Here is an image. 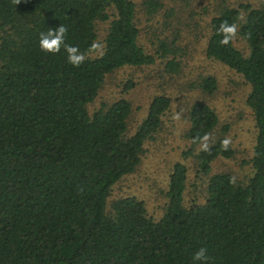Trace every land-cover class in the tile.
Here are the masks:
<instances>
[{
	"label": "trees",
	"instance_id": "obj_1",
	"mask_svg": "<svg viewBox=\"0 0 264 264\" xmlns=\"http://www.w3.org/2000/svg\"><path fill=\"white\" fill-rule=\"evenodd\" d=\"M142 3L147 14L161 5ZM134 19V0H0V264H194L202 247L207 264H264V6L220 5L209 18L205 42V54L248 85L252 172L242 181L212 170L213 161L231 157L234 148L222 147L226 125L205 142L218 116L207 101L195 99L188 108L187 144L171 165L158 217L134 194L119 195L108 207L107 198L112 184L138 164L169 97L151 96L130 133L128 98L91 112L86 107L104 75L118 67L150 64L171 52L164 68H178L170 47L175 39H158L147 51L137 41ZM98 21L106 23L101 40ZM224 21L237 25L246 51L233 39L220 43L217 29ZM59 24L69 29L65 43L87 57L80 67L68 62L63 47L51 54L39 46L40 33ZM93 44L100 50L90 55ZM132 84L127 79L122 90ZM196 85L210 93L217 81L206 74ZM187 157L196 189L203 191L200 200L184 199Z\"/></svg>",
	"mask_w": 264,
	"mask_h": 264
},
{
	"label": "rangeland",
	"instance_id": "obj_2",
	"mask_svg": "<svg viewBox=\"0 0 264 264\" xmlns=\"http://www.w3.org/2000/svg\"><path fill=\"white\" fill-rule=\"evenodd\" d=\"M161 5L152 14H147L142 0L135 2V22L139 28L137 41L147 51H153L158 39L169 42L179 66L175 71L164 68L165 56H156L154 62L142 65H124L108 72L98 88L95 97L87 103L88 112L102 103H108L124 96L131 103L127 117V132L130 133L145 115L151 96L163 93L169 97V105L161 115V125L153 138L144 142L139 162L130 173L123 175L111 186L109 201L119 195L134 194L145 202L148 213L158 217L163 210L167 176L172 163L180 157V151L187 144L184 131L188 126V108L195 99L207 101L216 111L218 121L213 132L206 138L207 143L221 132L230 138L234 148L231 157H218L212 163V170H225L234 178L246 180L252 172L248 158L252 151L255 125L250 108L244 102L248 85L243 77L232 68L205 54V42L209 33L210 16L222 4L237 5L249 2L253 6H264V0H159ZM105 22L98 21L97 38L104 34ZM234 44L246 51L247 47L239 33ZM98 47L90 53L96 54ZM212 74L217 87L205 92L196 82L204 75ZM127 79L133 84L126 90L122 86ZM188 180L184 190L185 201L196 197L202 199V190L197 188L198 179L193 178L194 168L191 157L184 159ZM192 182L193 187L189 182ZM194 182V184H193Z\"/></svg>",
	"mask_w": 264,
	"mask_h": 264
},
{
	"label": "clouds",
	"instance_id": "obj_3",
	"mask_svg": "<svg viewBox=\"0 0 264 264\" xmlns=\"http://www.w3.org/2000/svg\"><path fill=\"white\" fill-rule=\"evenodd\" d=\"M14 2L17 4L19 3V0H14ZM68 31L69 29L67 26L59 24L57 27L49 28L46 33L41 32L39 37V46L42 51L51 54L60 53L61 48L63 47L64 51L67 53L68 62L74 67H80L87 57L85 53L80 52L78 46L65 43ZM217 32L222 36L220 43L222 45H227L235 38L237 25L229 24L227 21H224L220 24ZM91 47L92 49H96L98 45L93 44ZM221 143L224 150H227L229 144L231 143L230 138H225ZM207 252L208 250L205 247L196 251L192 257L194 264H207L209 259Z\"/></svg>",
	"mask_w": 264,
	"mask_h": 264
}]
</instances>
